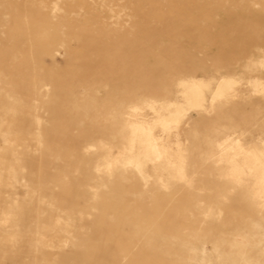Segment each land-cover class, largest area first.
Returning a JSON list of instances; mask_svg holds the SVG:
<instances>
[{
  "label": "rangeland",
  "instance_id": "rangeland-1",
  "mask_svg": "<svg viewBox=\"0 0 264 264\" xmlns=\"http://www.w3.org/2000/svg\"><path fill=\"white\" fill-rule=\"evenodd\" d=\"M0 42V264H264V0H0Z\"/></svg>",
  "mask_w": 264,
  "mask_h": 264
},
{
  "label": "bare ground",
  "instance_id": "bare-ground-1",
  "mask_svg": "<svg viewBox=\"0 0 264 264\" xmlns=\"http://www.w3.org/2000/svg\"><path fill=\"white\" fill-rule=\"evenodd\" d=\"M73 36V34H72ZM75 38L78 40L77 41V44L80 46V48L82 49V53L81 55L76 58V60H89L91 59V51L92 52H96V51H99L102 55H103V59L104 57L106 58H109L112 57V58H121L123 61H126L124 58H128L130 59L131 56L134 55V52H136L138 49H140L139 47V44L137 43V39H121L119 40V42L117 41H112L110 45L108 44H105L104 42L106 41L105 40V35L102 33L100 35H92L91 34V31H85V32H80L78 34H75L74 35ZM184 38H189L190 40H193V36H190L188 33H185L184 32ZM154 37H161L160 35H157V36H154ZM153 38V37H152ZM1 43V42H0ZM53 46L52 44H50L49 47ZM66 51H64V54H67V56H71L73 54V47L72 45H68V47H65L64 48ZM118 49V51L116 50ZM115 52L114 54H111L113 52ZM3 52V51H1ZM5 54V53H4ZM3 54V55H4ZM40 54V53H38ZM29 57L33 55V52H29ZM110 55V56H109ZM11 57H13L15 59V57H17V55H15V53H11L10 55ZM21 57V56H20ZM66 60V59H65ZM131 68H134V70L138 69L137 67L135 66H131L129 67L128 69H123L119 72H117V74H120V75H125V74H129L133 69ZM79 72H82L84 74L90 72L91 70V67L90 66H79ZM131 69V70H130ZM81 75V74H80ZM208 81V80H207ZM233 81L226 78V77H223L219 80V82L214 86V87H211V85H208L207 83L205 84L204 81L202 80H194V79H190V80H187V81H183L182 83H180L183 91L181 90V93L183 94V98H186L185 100H190L193 104L190 106V107H196V108H202L204 109L205 108V105H211L213 104V101L216 100L217 97H221L223 93H225L228 89H230L233 85ZM119 82L117 83V87H121L119 86ZM100 87V86H99ZM124 89H127L128 91H130V93L133 94L132 90L134 89V87H129V86H124L123 87ZM263 88V87H262ZM136 89V88H135ZM233 89V88H232ZM103 91H104V96L106 97H110V96H113L114 93H112L109 89L106 88H103ZM137 91V89H136ZM231 91V90H229ZM235 91V89H234ZM255 91V90H254ZM207 93H209V97H207ZM233 93V92H232ZM135 94V93H134ZM145 95V94H144ZM182 96V95H181ZM124 96H121V95H118L116 97L117 101L121 100L124 104H127L128 101H131V98H128L125 97L123 98ZM135 98V97H134ZM146 98V97H145ZM182 98V97H181ZM223 99V98H222ZM226 99V98H225ZM136 100L142 104H146V102L142 101L141 98H137L136 97ZM135 100V101H136ZM145 100V99H144ZM160 101H163L161 103V109L162 111L165 113L164 115H159L160 112L154 108V104L158 101H153L152 104L153 106L151 105L150 106V110L152 111V113L154 112V114H158V116L156 117V119H160L163 121L164 123V126H169V122H178V124L183 120L185 114H183L181 112V110L179 111V107L176 106V105H180V103H176L174 102L173 100H166V99H159ZM146 101V100H145ZM179 102V101H178ZM182 102H185L182 100ZM122 103V104H123ZM187 103V102H186ZM195 103V104H194ZM149 104V103H148ZM121 105V104H120ZM183 105V103L181 104ZM26 106V105H25ZM172 106H175V110H171ZM187 106V105H186ZM183 107V106H182ZM184 109V108H183ZM187 109V107L185 108ZM192 109V108H191ZM207 109V108H206ZM204 111V110H203ZM206 111V110H205ZM125 113V112H124ZM155 114V115H156ZM186 119V117H185ZM157 120V122H158ZM143 123H147L149 122L150 120H141ZM156 122V123H157ZM183 122V121H182ZM181 122V123H182ZM159 123V122H158ZM161 123V122H160ZM159 123V124H160ZM187 123V121H186ZM128 124H131V125H135V126H138V124H132V123H128ZM171 124V123H170ZM162 125V124H160ZM142 126V125H141ZM140 127H136L135 131L136 130H141L139 129ZM150 128V127H148ZM165 128V127H164ZM15 129V128H14ZM173 129V128H172ZM144 130H142L143 132ZM148 131V129H147ZM154 130H152L153 132ZM171 131V130H170ZM150 132V130H149ZM133 133V132H132ZM136 133H139L138 131H136ZM145 133V132H144ZM140 134V133H139ZM151 134V132H150ZM141 137L143 136L142 133L140 134ZM146 137V133L144 134ZM149 135V134H148ZM152 135V134H151ZM151 135H149L150 137L149 138H153L151 137ZM139 140V139H138ZM147 140V139H145ZM238 141V140H237ZM240 142H238L239 144ZM78 144V143H77ZM80 144V143H79ZM179 146V145H178ZM154 148V147H153ZM165 148V147H164ZM224 148V147H223ZM262 149L263 151H261L262 153H264V145L262 146ZM156 150V149H155ZM166 150V148H165ZM146 154V153H145ZM264 155V154H263ZM133 160V159H132ZM135 160V159H134ZM135 163V162H134ZM138 164V163H136ZM141 166V165H140Z\"/></svg>",
  "mask_w": 264,
  "mask_h": 264
}]
</instances>
